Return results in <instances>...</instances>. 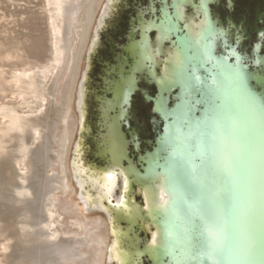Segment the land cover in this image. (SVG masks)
Wrapping results in <instances>:
<instances>
[{
	"label": "rangeland",
	"instance_id": "374dc122",
	"mask_svg": "<svg viewBox=\"0 0 264 264\" xmlns=\"http://www.w3.org/2000/svg\"><path fill=\"white\" fill-rule=\"evenodd\" d=\"M152 1L155 0H62L58 6L55 0H0V109L14 111L23 122L22 129L11 132L9 118L3 113L0 116V264H117L109 261L111 222L115 219L124 230L129 224L119 219L117 208L123 192V175L118 168L112 171L109 155L100 152L108 144L104 107L113 98L109 91L113 80H109L119 65L133 20L141 9L150 16L148 7ZM176 1L171 0L170 4L165 1L159 21L140 18L131 41L136 40L138 29L140 36L136 41L142 40V22L158 25L169 18V22L178 24L180 31ZM199 5L200 0L197 3L188 0L182 4L183 13L187 16L188 7H192V14H197ZM73 7L75 15L70 14ZM209 14L212 19L210 6ZM213 23L219 31L218 50L240 35L239 30L231 33L230 28H218L219 20ZM153 31L155 38L151 35ZM157 33L156 28L147 32L151 50L157 46ZM261 47L259 44L254 50V63L255 71L264 73ZM218 50L216 55L220 56ZM233 53L236 62L244 66V58L236 54L235 48ZM223 57L230 61L229 54ZM131 63L128 60L126 71ZM152 63L147 66L153 69V60ZM24 73L36 78L37 85L31 88L27 80H19ZM141 75H137L138 82ZM147 90L150 96L154 95L153 87ZM132 97L121 121L129 159L123 161L125 168L132 164L138 168L133 160L138 153L130 149L133 159L130 157V144L134 143L139 150L140 135L145 143L141 153L150 150L159 127L151 104L145 103L139 93ZM131 101V124L139 129V134L136 128H130ZM112 114L115 116V112ZM24 118L34 126H25ZM124 125L129 131L124 130ZM41 151L43 161L37 158ZM108 170L115 175L116 186L112 198L102 200L104 209H101L96 202ZM36 177L44 183L52 182L51 194L45 195L39 189ZM135 185L132 190L135 203L143 206ZM132 232V238L144 250L141 243L151 240L152 229L144 230L137 224ZM62 241L77 242L76 257L54 262L48 247Z\"/></svg>",
	"mask_w": 264,
	"mask_h": 264
},
{
	"label": "bare ground",
	"instance_id": "6f19581e",
	"mask_svg": "<svg viewBox=\"0 0 264 264\" xmlns=\"http://www.w3.org/2000/svg\"><path fill=\"white\" fill-rule=\"evenodd\" d=\"M55 1L59 6L62 0ZM187 1L177 0L174 3L179 22L184 23L180 31H178V24L169 22V18L168 21L165 20L158 25L142 22V40L136 41L132 38L126 48L125 59L119 64L117 77L110 85L109 91L113 93V98L108 100L104 107L108 144L100 152L101 155H109L112 171L118 168L123 175V192L117 201V208L120 212L119 219H124L129 224L124 230L119 222L114 221L115 219L111 222L110 230L113 240L109 246L110 263L137 264V260L143 254H147L153 264H213L214 249L208 245V239L211 242V233L214 230L216 232L218 226L216 220L219 210L216 206L219 199L215 186L216 180L213 179V186L204 183L206 177H203V182L198 181L194 159L197 156L200 157V152L207 150L214 159L216 175L225 170L230 135L228 112L239 102L237 99L238 102L232 103L235 97L242 98L243 92L247 96L248 93L250 94L247 86L259 96L263 107L261 116L264 119V73L259 71L251 73L239 62L231 64L223 56H217L219 31L210 18V0H200L197 14L190 16L183 13L182 4ZM70 11V14H76L74 7ZM155 28L158 31L156 51L151 50L152 46L147 39V32ZM166 42L171 44L167 48ZM130 59L132 60L130 70L126 71V64ZM158 59L163 62L159 63ZM152 60L155 64L153 69L147 66L149 62L153 64ZM158 67L161 68L160 73L155 70ZM145 73L153 78L152 82L154 81L160 90L154 111L166 120L167 124L165 134L160 138L156 150L152 154L140 157L144 169L141 171L133 164L129 168L123 166L124 159L128 158L125 151V139L121 133V121L126 117V108L136 91L137 75ZM18 79L27 80L31 88L37 85L36 78L26 73ZM176 88H179L180 93L176 97L175 105L170 107L169 95ZM257 88L260 90L258 91ZM165 94L167 97H164ZM248 97L255 99L254 96ZM201 106L205 108L197 117V111ZM112 112H115V116ZM2 113L10 120L11 132L22 129V118L14 115V111L2 108L0 116ZM24 124L27 127L34 126L31 120H26ZM43 157L41 151L37 158ZM112 171L108 170L104 173L102 188L98 185L102 190H99L101 194L98 193L100 197L96 205L101 209H104L102 200L112 198L115 190V175ZM176 172L182 176L184 185L186 184L192 193L195 191V195L192 194L195 198L190 199L184 194L182 198L177 199L181 186H179L180 177ZM171 174L176 178L173 179ZM36 178L39 181V189L44 191L45 195L51 194L52 182L44 183L39 177ZM134 184L138 185V192L144 202L143 206L135 203L136 198L132 195ZM83 201L88 205L84 196ZM201 214L206 221L205 224L201 221L197 222ZM210 222L211 228L207 230ZM137 224L144 230L154 226L152 238L145 244L144 250H141L132 238V230ZM202 228L203 235L200 233ZM200 237L203 245L199 240ZM76 243L62 241L60 244L53 245L54 247H48L53 256L52 261L60 259L71 261L76 257L74 251Z\"/></svg>",
	"mask_w": 264,
	"mask_h": 264
},
{
	"label": "water",
	"instance_id": "95a60500",
	"mask_svg": "<svg viewBox=\"0 0 264 264\" xmlns=\"http://www.w3.org/2000/svg\"><path fill=\"white\" fill-rule=\"evenodd\" d=\"M150 79L152 82L153 78L150 77ZM151 84L157 88V93L154 96H148L147 99L153 104V113L161 119L162 127L153 144L150 143V150L142 154L139 153L135 161L141 171L144 169L140 155L144 157L156 150L160 138L165 134L167 124L166 120L154 111L155 101L160 95V90L154 81ZM247 89L250 92L248 96H254L255 99H249L250 97L243 92L242 98L235 97L232 101L234 104V101L238 102L239 100L237 105L231 109L229 107L228 156L225 170L218 172L221 174L220 177L214 171V159L207 150L200 152V157L197 156L193 162L197 168L198 181L201 182L203 177H206L204 183L213 186V179L216 180L215 186L219 199L218 206H216L219 210L216 220L218 226L216 232L214 230L211 233V242L208 239V245L214 249L213 264H264V119L261 116L263 107L259 96L250 87L247 86ZM257 90L259 91L260 88ZM179 93V88H176L169 95L170 107L175 105ZM164 97H167V94ZM204 108L201 106L197 111V117L201 115ZM127 163L129 162L127 161ZM176 174L180 177L179 186H181L177 199L182 198L184 194L192 199L195 191L192 193L188 186L184 185L179 172ZM171 175L173 179L176 178L175 175ZM134 188L135 191H138L137 185ZM202 193L205 195L204 191ZM186 196L185 198H187ZM200 221L204 224L206 222L202 214L197 219V222ZM208 225L210 227L207 230L211 228V222ZM150 229L154 231V226ZM200 233L203 235V228ZM174 235L176 236V231ZM199 240L201 242L202 238L200 237ZM147 242L142 241L141 246L143 247ZM201 244L203 245V241ZM140 264H153V262L146 254L142 257Z\"/></svg>",
	"mask_w": 264,
	"mask_h": 264
},
{
	"label": "flooded vegetation",
	"instance_id": "af4514ba",
	"mask_svg": "<svg viewBox=\"0 0 264 264\" xmlns=\"http://www.w3.org/2000/svg\"><path fill=\"white\" fill-rule=\"evenodd\" d=\"M165 1H167L169 4L171 3V0L152 1V3H150L148 7L150 16H148L145 13V11H142V9L140 10V12L138 13V16L133 20L132 26L130 28V32L128 34V41L124 45L122 54L118 60L119 64L121 63V61H123V59H125L126 48L128 47L131 41V35L133 34V29L138 27L139 25V19L143 18L144 20H147V21L156 19V21H159L160 15H161L160 11ZM198 1L199 0H194V2L196 3ZM209 6H210L213 22H217V20L220 21V23H218V26H217L218 28L222 26L223 28H225V30H228V28H230L231 33H235V31L237 32L238 30L240 32V35L237 38H234L231 41H229V43L225 47H220L217 54L220 56H227V54H229L230 63L233 64L236 62L237 56L234 53L231 54V52L235 48L236 54L244 58V61H243L244 66H248L250 71H254L256 69L255 63H254V58L256 57V55L254 54V50L257 45L261 44L262 47L260 50V56L261 57L264 56V0H213V2L209 4ZM192 13H193V8L188 7L187 9L188 16L192 15ZM180 26H181V29H183L184 23H180ZM139 31L140 30L138 29L136 33V40H139V36H140L138 34ZM151 35L153 38H155L156 31H153ZM174 39L175 37L173 38V41ZM169 46H170V42L166 43V47H169ZM129 61H131V59ZM119 67L120 66L118 65V67L115 69L113 73L114 76L109 81L116 79L118 71H119ZM126 69H129V65H126ZM158 71L160 73L161 68H158ZM109 81H107L108 85H109ZM151 83L152 82L148 74L145 73L141 75L140 81L138 82V90L135 92L133 97L139 93L142 96L145 103L151 104V111L153 112V104L147 99V97L150 96L147 89L150 87H153L155 90L154 95H156L157 88L153 86ZM107 84H106V92L108 91ZM141 85L143 86V88L141 87ZM107 93L109 94L108 98H110L111 94L109 92ZM132 105L133 104L131 101L130 124H131V118H132V115H131ZM154 116L156 117L155 124L156 125L158 124L159 126L158 129L156 130V134H157L160 128L162 127V122L159 117H157L156 115ZM130 128L132 130L136 128L139 134V129L136 126L132 127V124H131ZM124 130L129 131V127H126V125H124ZM139 140H140L139 150L135 149L134 143L130 144V147H129L130 157H131L130 149H132L133 152L138 153L136 155L137 158H138L139 153L142 154L141 153L142 145L145 143L140 138V135H139ZM145 152L146 151H143V153ZM136 159H133V160L136 161Z\"/></svg>",
	"mask_w": 264,
	"mask_h": 264
}]
</instances>
